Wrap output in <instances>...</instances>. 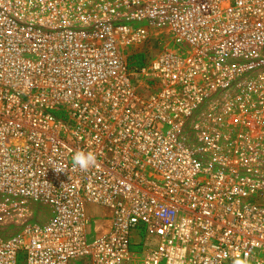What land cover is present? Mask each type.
<instances>
[{
	"label": "built area",
	"instance_id": "2783aa9c",
	"mask_svg": "<svg viewBox=\"0 0 264 264\" xmlns=\"http://www.w3.org/2000/svg\"><path fill=\"white\" fill-rule=\"evenodd\" d=\"M245 253L264 264V0H0V264Z\"/></svg>",
	"mask_w": 264,
	"mask_h": 264
},
{
	"label": "clouds",
	"instance_id": "9594fccd",
	"mask_svg": "<svg viewBox=\"0 0 264 264\" xmlns=\"http://www.w3.org/2000/svg\"><path fill=\"white\" fill-rule=\"evenodd\" d=\"M73 167H78L81 171H87L90 167L96 166L97 158L95 153L89 151L85 153L84 151H77L73 157ZM56 171H63L61 169H56ZM233 264H249L247 253L241 258L237 257L233 260Z\"/></svg>",
	"mask_w": 264,
	"mask_h": 264
},
{
	"label": "rangeland",
	"instance_id": "374dc122",
	"mask_svg": "<svg viewBox=\"0 0 264 264\" xmlns=\"http://www.w3.org/2000/svg\"><path fill=\"white\" fill-rule=\"evenodd\" d=\"M88 210L91 213V225L90 228L92 230V233H96L97 231H100L101 228H103L104 223H105V219L103 218V215L101 214V211L103 210L101 207L93 205V204H89L88 205ZM136 239H140L137 237H134V240ZM153 240H155V238H152ZM73 264H85L84 262H79V261H74Z\"/></svg>",
	"mask_w": 264,
	"mask_h": 264
},
{
	"label": "crops",
	"instance_id": "0c3cea01",
	"mask_svg": "<svg viewBox=\"0 0 264 264\" xmlns=\"http://www.w3.org/2000/svg\"><path fill=\"white\" fill-rule=\"evenodd\" d=\"M79 262H81V261H79ZM82 262H84V261H82ZM85 263V262H84ZM73 264V263H72ZM86 264V263H85Z\"/></svg>",
	"mask_w": 264,
	"mask_h": 264
}]
</instances>
